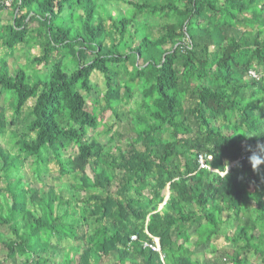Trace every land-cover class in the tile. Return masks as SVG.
I'll use <instances>...</instances> for the list:
<instances>
[{
    "label": "trees",
    "instance_id": "obj_1",
    "mask_svg": "<svg viewBox=\"0 0 264 264\" xmlns=\"http://www.w3.org/2000/svg\"><path fill=\"white\" fill-rule=\"evenodd\" d=\"M5 1L13 23L0 46L38 49L32 65L56 62L41 80L9 73L0 59L10 125L27 111L25 132L12 134L17 152L0 147L5 259L56 264L68 241L57 264H71L70 253H79L76 264H205L196 251L221 237L233 249L216 264H245L248 255L264 264V0H0V11ZM116 1L126 9L114 17ZM27 22L37 28L28 32ZM95 73L101 106L87 100ZM137 87L125 149L89 138L107 113L119 120ZM6 124L0 108V136ZM199 155L209 171L197 170ZM46 156L73 179L66 200L25 188L24 163L33 160L39 180Z\"/></svg>",
    "mask_w": 264,
    "mask_h": 264
},
{
    "label": "rangeland",
    "instance_id": "obj_2",
    "mask_svg": "<svg viewBox=\"0 0 264 264\" xmlns=\"http://www.w3.org/2000/svg\"><path fill=\"white\" fill-rule=\"evenodd\" d=\"M122 1V0H121ZM136 2L137 0H129ZM117 4L113 5L111 16H117L119 14H123L125 8V5L122 4V2L116 1ZM3 5L5 9L0 11V32L1 30L9 26L13 23L12 20V9L10 8V4L5 1L3 2ZM154 19H143L142 22H147L150 24L151 21ZM27 31L32 32L37 28L36 23H29L27 22L26 25ZM39 50L34 48L32 49L31 46L24 47L21 49V51H13L10 52L4 47L0 46V59H3L5 61V64L7 65L9 73H12V70H16L18 68H21L22 70L25 69L26 73L28 75H32V73L36 74H47L51 72V66L52 64L56 63L55 59L51 58L47 65L40 64L39 66L34 64L32 65L31 61L39 56ZM91 59V58H90ZM70 58H65L61 60L59 63L61 67L65 70L67 73H71L74 71L75 67L70 62ZM250 76L254 77V73H252ZM258 77L257 75L255 78ZM39 79L46 80L44 75H40ZM91 81L93 84V92H91L88 96L89 103H93L94 101H98L99 105L101 106L103 103L102 101H99V99L104 95L105 93V87L103 83V79L100 75L97 73L93 74L91 76ZM36 79H32V81H35ZM245 96H247L245 94ZM9 94H3L0 93V108L4 111V117L6 118V130L3 136H0V147L6 148L11 154L16 153V149L12 144V140L14 138L12 137V134L14 135H20L25 132V115H26V109L23 110V117L21 118L20 122L15 125H10V116H11V108L13 104V100L10 99ZM141 102L140 97V87H137L133 90V94L131 96V99L126 105L121 104V106L118 108V114L120 115L119 120L114 117L113 114L107 113L103 119V121L100 122V126L91 133L88 137L96 139L97 143L107 146L108 148H121L125 149L126 143L129 141L130 138H133V132H132V123H133V115L137 112L138 105ZM31 103H28L27 106H30ZM138 113V112H137ZM142 112H140L141 114ZM264 121V119H263ZM106 129H110L109 132L106 131ZM253 134L249 135V138H252ZM87 137V138H88ZM114 138V139H113ZM111 139L114 140V142L111 141ZM138 150H141L140 147L137 148ZM67 157L73 158V156H76V149L71 146L66 153ZM47 158L45 164H38V169H41V178L38 180L35 175L33 168L35 165H33V160L28 159L24 163V167L19 171V174L23 176L24 182L26 184V187L28 190H38L39 194H46L48 193V190H52L55 194H62L63 200H66L69 198L70 193H67L66 188L68 186L73 185V179L70 178V176H66L64 178H61L58 171L56 164L53 163L52 159H50V156H46ZM232 166V165H231ZM234 167V166H233ZM46 169V171H44ZM20 175V176H21ZM88 176L90 177V173H88ZM14 178H10V182L12 183ZM18 180V178H16ZM6 183V180L4 181L2 179V174L0 172V187L4 186ZM160 210V208H159ZM34 213H38V210L36 207L33 208ZM5 231V229H3ZM50 244L54 245L52 241H50ZM210 248L206 249V251H202L201 249H198L196 251V255L194 256L195 259L199 260L200 263L207 262L205 264H216L219 263V261L224 259L225 255H230L232 252V245L226 244V242L221 238H215L211 241ZM71 247L70 242L66 241L63 242L60 246H58V255H54L51 257L52 262L58 263L61 262L64 259V256L67 255V251H69ZM79 253H70V258L74 261L71 264H76L77 258ZM4 259V261H3ZM207 260V261H206ZM3 261V263H2ZM12 264L10 261L5 259V252L0 246V264ZM21 264V261L17 262V264ZM245 264H259V261L254 256L248 255L244 261Z\"/></svg>",
    "mask_w": 264,
    "mask_h": 264
},
{
    "label": "bare ground",
    "instance_id": "obj_3",
    "mask_svg": "<svg viewBox=\"0 0 264 264\" xmlns=\"http://www.w3.org/2000/svg\"><path fill=\"white\" fill-rule=\"evenodd\" d=\"M205 159H206V157L204 155H199L198 156V159H197V164H198L197 170H200V171H204V170L205 171H209L210 170L209 167L205 164ZM199 160H202L203 163L205 164V168L204 169H200L199 168ZM151 250L159 253V248L158 247H152Z\"/></svg>",
    "mask_w": 264,
    "mask_h": 264
},
{
    "label": "built area",
    "instance_id": "obj_4",
    "mask_svg": "<svg viewBox=\"0 0 264 264\" xmlns=\"http://www.w3.org/2000/svg\"><path fill=\"white\" fill-rule=\"evenodd\" d=\"M199 168L200 169H204L205 168V164L203 163V161L202 160H199ZM164 205V202L161 204V206H163ZM135 239V237H132V240H134Z\"/></svg>",
    "mask_w": 264,
    "mask_h": 264
},
{
    "label": "clouds",
    "instance_id": "obj_5",
    "mask_svg": "<svg viewBox=\"0 0 264 264\" xmlns=\"http://www.w3.org/2000/svg\"><path fill=\"white\" fill-rule=\"evenodd\" d=\"M252 74V73H251Z\"/></svg>",
    "mask_w": 264,
    "mask_h": 264
}]
</instances>
